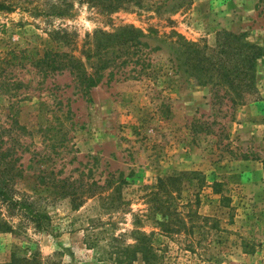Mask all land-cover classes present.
Returning <instances> with one entry per match:
<instances>
[{
  "label": "rangeland",
  "instance_id": "rangeland-1",
  "mask_svg": "<svg viewBox=\"0 0 264 264\" xmlns=\"http://www.w3.org/2000/svg\"><path fill=\"white\" fill-rule=\"evenodd\" d=\"M0 3L8 6L0 10V58L13 49L34 57L71 50L88 66L97 29L144 32L143 44L116 57L88 93L68 71L0 63V152L20 174L15 197L27 203L0 201L16 228L0 232V263L38 249L59 264H117L112 233L133 242L137 214L156 234L163 264H264V56L255 67L261 98L231 110L214 86L179 70L172 34L214 46L227 30L264 47V0H133L114 11L87 0ZM173 171L182 175L180 209L199 199L190 208L208 217L194 218L189 234H163L146 216L151 186ZM111 175L125 180L127 202L111 214L98 197L73 207L60 188L64 179L78 185Z\"/></svg>",
  "mask_w": 264,
  "mask_h": 264
},
{
  "label": "trees",
  "instance_id": "trees-1",
  "mask_svg": "<svg viewBox=\"0 0 264 264\" xmlns=\"http://www.w3.org/2000/svg\"><path fill=\"white\" fill-rule=\"evenodd\" d=\"M94 6L107 8L114 11L123 3L133 0H87ZM4 3H0V10L8 9ZM176 37L174 49L176 53L177 67L195 85H212L215 87L217 100L220 103L228 102L231 110L239 105L252 103L261 98L256 82V63L264 56V47L249 42L243 33L236 34L227 30L217 32L216 44H208L204 40L194 41L184 35L174 32ZM142 29L134 25L125 24L113 32L97 29L94 32L93 49L86 54L89 65L71 50H46L42 55L34 57L28 49L11 50L8 55L0 58V63L5 66L30 64L45 73L70 72L76 82L88 93L98 86L103 79L104 70L116 62V57L122 56L131 47L143 44ZM59 41H66L64 36H58ZM124 62V61H123ZM199 122V121H198ZM203 123V122H202ZM200 123V124H202ZM14 165L6 159V154L0 152V201L9 208L24 207L27 203L15 197L12 184L16 177ZM58 181L57 183H59ZM125 180L111 175L104 182L93 179L87 182H68L64 179L60 188L64 195L71 196L72 206H80L89 198L98 197L102 205L111 212L121 210L127 204L122 194V186ZM220 183L214 182V191L220 193ZM80 190V191H79ZM79 191V192H78ZM182 192V175L178 171L167 173L158 178L157 184L151 186L147 194L148 218L154 220L158 229L163 234L190 233L194 226V218H202L190 207L198 203L199 199L185 204V211L179 207V199ZM28 209L30 218L36 221L37 227H41L42 219L34 214L32 208ZM111 210V211H110ZM110 212V213H109ZM134 216V228L131 231L133 242H125V232L112 233L116 249L112 251L114 262L117 264H132L138 257L144 264H163L162 253H157L155 247L154 231L147 233L142 229V219L137 214ZM112 220V219H110ZM111 223H115L114 221ZM191 223V224H190ZM16 228L7 218L0 213V232L14 233ZM107 230L103 232L106 233ZM0 264H59L53 255H42L38 249L28 253L14 251L9 260Z\"/></svg>",
  "mask_w": 264,
  "mask_h": 264
}]
</instances>
